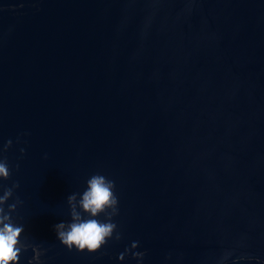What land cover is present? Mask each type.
Masks as SVG:
<instances>
[{"label":"water","instance_id":"95a60500","mask_svg":"<svg viewBox=\"0 0 264 264\" xmlns=\"http://www.w3.org/2000/svg\"><path fill=\"white\" fill-rule=\"evenodd\" d=\"M0 158L19 264H264V0H0ZM94 173L121 237L69 250Z\"/></svg>","mask_w":264,"mask_h":264},{"label":"clouds","instance_id":"9594fccd","mask_svg":"<svg viewBox=\"0 0 264 264\" xmlns=\"http://www.w3.org/2000/svg\"><path fill=\"white\" fill-rule=\"evenodd\" d=\"M10 144L11 140L7 141L4 148ZM9 175L7 160L0 158V181L6 180ZM17 186L16 183L11 187L0 186V264H19L22 251L29 247V244L21 239L24 225L18 223L13 216L20 201L16 199L8 203L13 189ZM66 199L70 219L55 223L53 229L56 238L67 249L93 253L109 239H120L121 233L116 230L117 224L112 219L118 213V197L112 179L101 173L91 174L86 179L83 190L69 194ZM137 245L138 241H132L130 246H126L124 251L118 254L117 259L123 261L125 256L131 253L137 264H142L143 252L134 251ZM31 247L34 253L31 260L38 261L42 250L36 245Z\"/></svg>","mask_w":264,"mask_h":264}]
</instances>
